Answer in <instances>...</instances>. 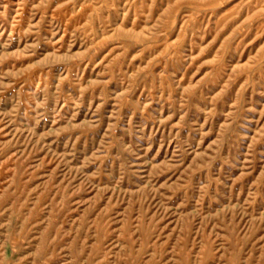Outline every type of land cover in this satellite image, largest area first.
<instances>
[{"label":"rangeland","instance_id":"374dc122","mask_svg":"<svg viewBox=\"0 0 264 264\" xmlns=\"http://www.w3.org/2000/svg\"><path fill=\"white\" fill-rule=\"evenodd\" d=\"M0 264H264V0H0Z\"/></svg>","mask_w":264,"mask_h":264}]
</instances>
